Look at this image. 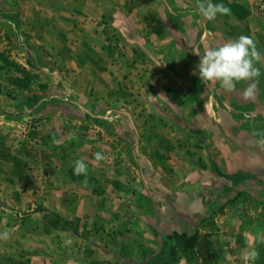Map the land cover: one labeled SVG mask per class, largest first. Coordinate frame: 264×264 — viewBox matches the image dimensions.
Instances as JSON below:
<instances>
[{
  "label": "crops",
  "instance_id": "crops-1",
  "mask_svg": "<svg viewBox=\"0 0 264 264\" xmlns=\"http://www.w3.org/2000/svg\"><path fill=\"white\" fill-rule=\"evenodd\" d=\"M2 1L0 20L9 18V30L25 50L26 59L15 62L37 66V73L48 78L47 82L74 83V89L60 94L41 90L40 95L27 90L20 95L0 93V137L8 141L5 146L12 144L6 121L37 112L39 116L62 114L65 109L53 106L54 99L91 118H98L100 112L118 113L120 100L116 102L112 95L120 93L119 99L129 96L113 91V83L130 78L127 67L137 64L141 53L150 55L152 65L160 66L162 45L169 51L164 66L170 68V76L186 84L188 95L204 99L199 121L207 137L204 163L198 165L190 159L194 163L185 160L178 164L165 156L167 149L159 147L155 130L161 123L145 117L134 122L121 109L127 120L109 126L120 130V136L132 133L130 153L107 141L103 146L95 133L89 135L88 157L74 159L85 163L87 175H74L72 169L67 186L45 190L33 183L29 171L16 174L11 166H0V196L7 200L12 216L24 219L8 223L25 253L22 262L8 264H31L35 251L43 259L52 257L56 264H123L130 260L149 264L161 252V235H191L226 194L252 188L245 185L255 183L256 177L264 182V145L257 144L264 136V14L257 2L264 0H212L231 9L230 15H218L212 21L199 15L197 0ZM239 35L250 36L262 53L255 65L261 76L250 99L242 96L248 82L226 91L219 83L199 80L195 74L197 55ZM131 50L136 51L135 56ZM101 81L110 88L101 89ZM38 96L39 104L32 106ZM132 98H138V92ZM193 110L190 105L191 118ZM97 154L102 159L97 160ZM213 164L227 175L249 178L225 190L230 183L214 174ZM249 242L254 246L248 252L259 256L264 236L258 229ZM245 252V248L233 249L234 257L244 258Z\"/></svg>",
  "mask_w": 264,
  "mask_h": 264
},
{
  "label": "rangeland",
  "instance_id": "rangeland-1",
  "mask_svg": "<svg viewBox=\"0 0 264 264\" xmlns=\"http://www.w3.org/2000/svg\"><path fill=\"white\" fill-rule=\"evenodd\" d=\"M1 3H3L2 0ZM257 3V8L260 11L264 2L258 1ZM8 20V17H3L0 20V93L5 96L8 91H14L16 95H20L25 90L34 93L41 90L44 94L46 91H57L60 94L64 89H74V83L66 82L64 84L57 80L47 82L48 78L45 79L44 76L41 78V74L37 73L40 70L37 66L28 65L26 67L15 62V59H26V55L25 50H22V47L15 42L9 30ZM163 47L162 45L158 55L162 58L160 66L152 65V60L148 58L150 55L141 53L142 55H138L137 64L127 67L130 70L129 73L127 72L130 78L122 83H113L117 85H113V91L116 93L120 91L129 96L119 99L120 93H118L120 96L112 95L114 100L117 99L116 102L120 100L118 105L128 116L122 115L121 109H118V113L107 115L100 112L98 118H91L83 113L79 116L66 103L54 99L53 106H63L65 109L62 114L39 116L40 113L37 112L35 115H22L23 117L16 115L6 121L10 123L5 127L11 131L12 144L5 146L8 141L3 136L0 137V144H2L0 166H11L13 170H17L16 174L21 171H23L21 174L29 171L33 183L35 182L37 186L40 185L45 190L57 186H67L72 178L70 171L73 169L74 159L88 157L89 145L86 144V138L89 135L95 133L103 146L107 141V144L124 150L127 155L130 153L132 146L129 138L132 133L131 136H120V130L116 131L115 126H109L125 122L127 117L134 122L143 121L145 117L144 119L151 122L161 123L159 130H155V137L160 139L159 147L167 149L165 156L168 160L174 159L178 164L185 160L188 163L197 162L198 165L204 163L202 151L206 150L207 137L200 129L199 121V111L204 99L194 98V95L192 96L190 93L188 95L186 84L175 80L174 76H170V68L164 66V60L168 57L169 51L167 47ZM131 51L135 53V56L136 51ZM43 52L47 53V51ZM132 58L130 57V59ZM99 87L105 90L110 88L108 84L106 87L103 81L99 83ZM136 92H138V98H132ZM36 94L40 95V92ZM40 100L38 96L31 105L37 106ZM102 101L104 100L102 99ZM49 103L51 104V101ZM190 105L194 109L192 118L189 115ZM152 110H155L157 115ZM45 124L47 126L42 131L41 126ZM52 124L54 128L50 129ZM72 125L74 126L72 127ZM195 131L200 134H194ZM247 133H250L248 128ZM108 136L109 138H107ZM168 136L170 140L167 141L166 137ZM124 144L126 146H123ZM190 159H193L194 162ZM178 164L179 168L182 167ZM255 180V183L245 185V187L252 188L242 191L240 194L238 191L226 194L222 202L216 206V210H212L208 218L195 226L194 232L199 235L197 247L194 249V258L197 264H264L263 243H261L259 251L258 245L260 244H257L259 256L250 260L233 255V249L244 250L245 248V253H247L249 246H254V243H250L249 240L256 233V229L264 236V182L259 177H256ZM0 207L2 208L0 209V233L8 232L7 239H0V264H8L10 261L22 262L25 253L22 251L20 243L14 239L15 232L8 223L10 221L21 223L24 219L12 216V212L7 206V200L3 196H0ZM239 235H244L246 241L238 239ZM215 238H219L216 240L217 243L219 242L217 248L213 243ZM213 254L215 256H212ZM55 261L50 256L43 259L40 257V251H35L31 264H56ZM123 264H131V260L129 263L127 261ZM171 264H187V262L179 254Z\"/></svg>",
  "mask_w": 264,
  "mask_h": 264
},
{
  "label": "clouds",
  "instance_id": "clouds-1",
  "mask_svg": "<svg viewBox=\"0 0 264 264\" xmlns=\"http://www.w3.org/2000/svg\"><path fill=\"white\" fill-rule=\"evenodd\" d=\"M196 10L207 21L216 19L218 15L231 14V9L224 3H213L212 0H197ZM197 56L199 60L195 74L199 80L217 82L226 91H233L238 83L245 81L248 83L242 90V96L245 99L253 97L255 81L261 76L260 69L255 65L262 59V53L250 36L239 35L221 46L208 48ZM257 144L264 145V136L257 140ZM96 158L102 159L99 154ZM73 173L77 176L87 175V167L82 160L74 162ZM7 238V231L0 233V239ZM255 255L254 251H249L245 253V259L250 260Z\"/></svg>",
  "mask_w": 264,
  "mask_h": 264
},
{
  "label": "trees",
  "instance_id": "trees-1",
  "mask_svg": "<svg viewBox=\"0 0 264 264\" xmlns=\"http://www.w3.org/2000/svg\"><path fill=\"white\" fill-rule=\"evenodd\" d=\"M194 98H196L194 96ZM197 100V99H196ZM194 134L199 135L200 132L195 131ZM212 170L214 174L225 180L226 183L230 185L225 186V190L234 188L242 182L249 178L248 175L239 174V175H227L216 164L212 165ZM198 233L193 232L191 235L186 233H173L160 236V242L162 244V249L156 259L148 262L149 264H171L173 260L181 254L187 264H197L194 258V249L197 247L198 242ZM212 256H215L213 254ZM136 264V263H131Z\"/></svg>",
  "mask_w": 264,
  "mask_h": 264
},
{
  "label": "built area",
  "instance_id": "built-area-1",
  "mask_svg": "<svg viewBox=\"0 0 264 264\" xmlns=\"http://www.w3.org/2000/svg\"><path fill=\"white\" fill-rule=\"evenodd\" d=\"M260 11L264 14V5H262L261 7H260Z\"/></svg>",
  "mask_w": 264,
  "mask_h": 264
}]
</instances>
